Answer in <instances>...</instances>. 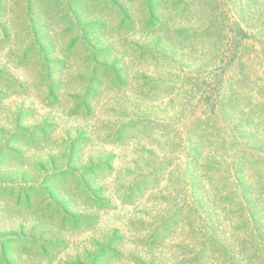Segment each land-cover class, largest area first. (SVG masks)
<instances>
[{"label": "rangeland", "instance_id": "1", "mask_svg": "<svg viewBox=\"0 0 264 264\" xmlns=\"http://www.w3.org/2000/svg\"><path fill=\"white\" fill-rule=\"evenodd\" d=\"M256 79L264 0H0V264H264L201 172Z\"/></svg>", "mask_w": 264, "mask_h": 264}, {"label": "trees", "instance_id": "2", "mask_svg": "<svg viewBox=\"0 0 264 264\" xmlns=\"http://www.w3.org/2000/svg\"><path fill=\"white\" fill-rule=\"evenodd\" d=\"M250 59V57L246 58L249 61ZM230 60L229 57L228 63ZM244 71L247 70L244 69ZM258 84L257 79L247 83L242 90L246 94L244 102L239 106L231 104L229 107V110L237 112L238 115L225 122V135H228L229 138L223 137L222 140L224 154L219 161L203 166L201 170L202 174L210 173L211 170L212 172L217 170L222 164L226 165V174L222 172L220 180L213 179L211 183H208L214 194L209 208L215 211L216 207L213 205V201L229 200L233 208L229 209V212L235 214L239 220L234 230L241 231L243 229L247 232L264 231V101L256 100L254 102L251 100V95ZM238 148L242 151L241 154L238 153ZM196 186L202 190L205 188V191L208 192L204 182ZM226 186H229L234 192L226 190ZM220 187L222 188L220 189ZM213 191L226 193L227 196L215 195ZM197 201L199 203V200ZM187 209L193 211L195 216L200 214L199 206L193 205L192 208L184 200L177 204L178 212L184 214L185 211L189 212ZM209 224L212 227L216 225L215 222H209ZM211 255L222 257L216 251ZM207 257V254H204L202 259Z\"/></svg>", "mask_w": 264, "mask_h": 264}]
</instances>
